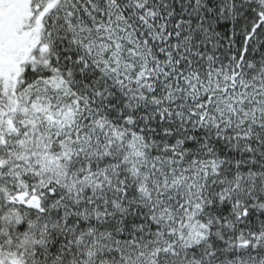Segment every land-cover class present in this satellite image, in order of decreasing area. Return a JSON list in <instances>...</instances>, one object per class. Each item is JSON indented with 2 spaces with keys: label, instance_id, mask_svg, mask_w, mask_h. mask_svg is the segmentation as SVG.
I'll use <instances>...</instances> for the list:
<instances>
[{
  "label": "snow or ice",
  "instance_id": "1",
  "mask_svg": "<svg viewBox=\"0 0 264 264\" xmlns=\"http://www.w3.org/2000/svg\"><path fill=\"white\" fill-rule=\"evenodd\" d=\"M0 264H264V0H0Z\"/></svg>",
  "mask_w": 264,
  "mask_h": 264
}]
</instances>
